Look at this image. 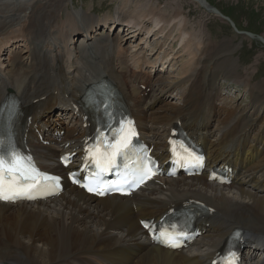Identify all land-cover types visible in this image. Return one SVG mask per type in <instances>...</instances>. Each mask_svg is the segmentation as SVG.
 I'll use <instances>...</instances> for the list:
<instances>
[{"label": "bare ground", "instance_id": "obj_1", "mask_svg": "<svg viewBox=\"0 0 264 264\" xmlns=\"http://www.w3.org/2000/svg\"><path fill=\"white\" fill-rule=\"evenodd\" d=\"M72 1L0 0V37L18 26L12 31L18 34L6 36L0 45L22 39L27 46L22 50L25 52L20 51L4 65L8 70H0V100L11 90L24 105L35 104L37 118L46 107L51 111L69 105L88 83L105 76L124 93L155 152L164 149L168 131L180 122L204 145L209 157H231L243 171L225 187L207 182L206 175L157 178L129 198L96 199L66 185L63 193L50 201L0 204V264H208L224 237L235 228L244 232L247 242L262 247L264 254V113L255 116L241 105L215 103L219 96L217 80L229 77L237 81L231 39L203 46L184 81L180 102L172 104L164 99L170 83L152 81V72L132 71L125 66L123 53L116 51L123 41L114 35L117 27L86 41L92 37L88 34L95 21L86 13L68 12ZM195 1L213 12L205 0ZM218 16L225 19L221 13ZM109 20L126 24L132 36H139L149 24L146 19L122 13ZM109 20H103L104 24ZM78 35L85 37L74 43ZM249 79L245 87L252 101L261 106L264 80L253 84ZM204 121L205 128L200 130ZM69 126L61 124V143H51V137L42 142L30 140L42 169H56L54 158L77 152L84 143L81 122L75 119ZM45 141L50 142L49 147L44 146ZM186 202H196L209 211L203 219L205 234L179 251L151 245L138 220L159 216ZM244 259L264 264V258L255 252Z\"/></svg>", "mask_w": 264, "mask_h": 264}, {"label": "rangeland", "instance_id": "obj_2", "mask_svg": "<svg viewBox=\"0 0 264 264\" xmlns=\"http://www.w3.org/2000/svg\"><path fill=\"white\" fill-rule=\"evenodd\" d=\"M205 2L228 20L208 12L195 0H73L68 4L67 11L86 13L95 24L98 21L101 25L104 23L103 20H109L118 13L148 20L149 24L145 27L147 29L143 28L139 36H132V33L128 35L127 29L122 32L123 27L115 29L114 35L118 34L119 40H123L120 50L116 47V51L123 53V62L129 69L152 72V81L163 79L170 83L164 99L172 104L180 102L184 81L194 68L203 46L210 42L221 44L231 39L234 46L231 57L236 62L238 77L236 82L229 77H220L217 80L219 96L215 103L241 105L247 107L250 112H255V116L262 115L264 104L259 106L257 102L252 101L245 83L250 80L249 78H252L253 84L264 80V0H205ZM95 24L91 31L99 33L97 29L100 26L97 28ZM15 29L17 30L18 26L9 30L10 34L1 36L3 40L0 43L6 36L17 35L18 33L12 32ZM145 30H149V33L147 34ZM138 33L139 30L136 34ZM24 46L25 43L16 44L8 47L2 54L4 45H0V70H8L4 65L25 49ZM158 64L159 67L156 69ZM158 94L159 91L155 93ZM145 100L149 101V97Z\"/></svg>", "mask_w": 264, "mask_h": 264}, {"label": "snow or ice", "instance_id": "obj_3", "mask_svg": "<svg viewBox=\"0 0 264 264\" xmlns=\"http://www.w3.org/2000/svg\"><path fill=\"white\" fill-rule=\"evenodd\" d=\"M135 135L131 129L127 133L121 129V135L119 139L113 144H108L104 151H101L99 145L94 148L88 149L92 162L99 170L97 175L102 172H106L109 168L115 164L116 157L122 153L123 150L128 149L131 139L130 135ZM2 143V142H0ZM182 150V154L173 148V152L178 156V159H182L188 164L201 165L203 163V157L191 152L183 144L179 145ZM150 175H154L152 169L149 167L148 162L145 160L133 173L132 184L137 185L143 183L144 179ZM40 179H55L43 176L34 167L30 157H25L15 150H9L7 152H0V200L12 201L18 198L27 197L33 198L30 193L33 188L39 184ZM127 182V181H125ZM89 191H94L93 187L84 185ZM115 190L119 191V187ZM103 194V193H100ZM145 228L149 225L145 224ZM156 239L163 243H166L170 247H179L175 236L167 231L160 232ZM231 264V262H229Z\"/></svg>", "mask_w": 264, "mask_h": 264}]
</instances>
